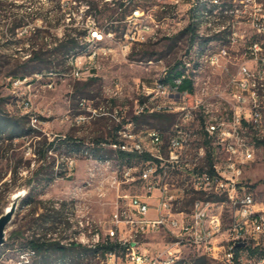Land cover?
<instances>
[{"label": "built area", "instance_id": "2783aa9c", "mask_svg": "<svg viewBox=\"0 0 264 264\" xmlns=\"http://www.w3.org/2000/svg\"><path fill=\"white\" fill-rule=\"evenodd\" d=\"M102 1L112 7H118L122 2L124 8L135 2ZM169 1L173 3V0ZM238 1L237 6L223 0L214 3V6H221V13L213 14L211 20L210 34L224 36L225 42L216 51H211L208 66L225 64L234 67L222 92H216L207 84L194 86L190 49L185 50L171 66L163 65L159 72L182 69L183 64H190L191 72H183V77L173 81L154 80L150 85L142 83L141 86L138 83V97L132 109L129 105L95 108L85 100L80 102V109L87 113L74 116L78 125L94 117L109 118L114 122L115 141L101 145L114 146L121 159V153L125 155L124 159H141L140 166H124L121 181L113 177L112 183L131 185L136 181L142 182L143 193L118 196L121 204L112 215L105 239L99 231L89 236V219L84 214L75 216V221H68L66 211L67 224L49 233L47 240H40V235L31 240L62 244L65 249L115 245L113 251L97 257L100 264H165V261L183 264L181 255L184 248H194L199 255L215 260L204 264H235L236 261L239 264H264V204L259 206L242 185L246 169L255 162L258 143L264 141V6L258 0ZM194 3L195 0H191L186 4V9L192 13L187 26L194 22ZM219 16L228 18V21L221 23ZM232 16L233 20L230 19ZM61 17L59 29L79 32V35H72L78 45L87 44L91 38L109 40L108 48L90 56L92 62L109 58L116 51L126 59L130 41H137L140 45L150 39L145 22L156 21L166 38H170L171 26H174L169 24L168 18L157 20L152 9L133 6L122 20L110 22V25L124 24L120 35H127V42L110 44V37H116V32L97 21L88 0L63 2ZM9 26L13 27L12 24ZM31 28L32 24H20L16 30L27 32ZM254 35H262V42H254ZM240 48L242 53L233 56L232 51L239 52ZM99 71L85 70L79 63V57H71L68 68L63 71H47L34 76L37 81L47 78L46 86L53 88L55 77L85 81L97 78ZM30 78H13V81L17 83L18 79H25L28 82ZM186 83H190L191 90L184 88ZM121 89L117 84L115 90ZM31 110L32 101L26 106V111L34 116L33 126H36L38 117ZM130 110L132 118L127 117ZM155 115L172 119L168 131L155 128L136 131L134 119ZM234 143H241V151H234ZM89 162L92 167L88 175L91 178V171L100 169L102 165L93 156ZM75 163L76 159L69 156L67 176L72 175ZM179 180L186 181L191 193L189 210L177 206L182 199L178 194ZM224 206L231 208L228 227L224 224ZM52 207L59 211L60 204L55 202ZM74 229H81L85 242L77 241ZM159 233L168 238L162 251L142 247L146 244L142 241L144 238ZM219 239V243H224L223 259L226 262H218L221 259ZM251 250L256 253L251 254ZM35 254H38L36 250ZM88 260L87 257L81 263L87 264Z\"/></svg>", "mask_w": 264, "mask_h": 264}, {"label": "rangeland", "instance_id": "374dc122", "mask_svg": "<svg viewBox=\"0 0 264 264\" xmlns=\"http://www.w3.org/2000/svg\"><path fill=\"white\" fill-rule=\"evenodd\" d=\"M67 1L0 0L1 109L8 116L24 117L26 127L31 129L30 134L14 139H7L6 134L0 136V215L11 205L14 195L23 194L6 228V241L0 248V264H76L71 257L59 258L56 253H50L47 259L38 254L34 255L31 253L34 249L29 247V241L35 238V235H40V240H46L49 233L67 224L66 211L74 220L75 216L84 214L89 219V236L92 232L99 231L105 239L112 215L117 205L121 204L118 196L125 193H143V183L139 181L131 185L112 183L113 177L121 181V170H124V166H140L141 159H121L113 147L98 144L114 135V122L109 118L94 117L89 122L78 125L74 116L87 113L86 110L80 109L82 100L95 108L129 105L132 109L134 100L138 97V83L140 86L142 83L152 84L160 76V68L177 62L185 50L191 49L192 56L207 48L216 51L219 45L225 42L224 36L210 34L212 27H206L203 19L193 23L200 25L203 34H210V37L195 33V41L190 42L188 33L184 31L189 20H192V13L186 9L190 0H182L179 6L171 5L169 0H135L125 8L122 2H119L118 7H112L102 0H88L95 10L97 21L116 32L114 42L121 36L124 24L110 25V22L122 20L133 6L144 10L152 9L157 20L168 18L169 24L174 25L171 26L170 38L162 36V29H157L153 38L134 46L126 59L116 51L109 58L100 60L97 78L78 81L55 77L54 87L48 88L47 78L37 81L34 75L53 70L63 71L68 68V58L84 47V44L78 45L69 51L71 44L67 42L65 35L78 32L59 29L62 24L63 2ZM223 1L230 2L233 6L239 4L238 0ZM258 1L264 6V0ZM219 2L221 0L197 3L194 9L195 17L203 6H209L214 14H220L221 6H214V3ZM219 17L221 23L228 21V18ZM233 18L232 16L230 19ZM179 22L181 24H177ZM10 24L13 27H10ZM20 24H32V28L27 32L16 30L15 26ZM256 37L258 35H254V38ZM242 50L240 48L239 52L232 51V55H240ZM36 51L40 53L39 58L28 61ZM208 65L204 63L201 70L193 75L197 78L196 86L207 84L220 93L234 67L225 64L216 67ZM25 76L31 77L28 82H25V79H18L17 83L13 81V78ZM117 84L122 87L121 91L115 90ZM184 88L191 90V85ZM31 101V112L38 117L36 126H33L34 116L26 111V106L31 104ZM127 117L132 118L131 110ZM134 123L136 131L155 128L166 132L171 126L167 120L161 121L151 116L134 119ZM64 136L70 138L72 147L63 139ZM75 141L82 142L81 148H76ZM50 143L53 145L49 146ZM43 153L44 157L41 156ZM100 155L109 157H95ZM69 156L76 159L71 176L66 174ZM90 156L102 165L100 169H94L96 174L93 178L88 175V170L92 167ZM242 185L252 194L259 206L264 204V141L258 145L255 162L246 169ZM177 186L180 188L178 194L182 196L181 204L177 206L189 210L192 197L186 181L179 180ZM55 202L60 204L59 211L52 208ZM230 210L229 206L223 207L225 227L231 224ZM142 241L146 243L143 248L162 251L168 238L164 233H159ZM219 242L220 239L217 244L221 250V259L218 262H226L223 259L224 243ZM89 251L95 250H88L86 258ZM97 257H102L100 251L91 256L87 263L100 264V258ZM181 257L184 262L199 264L215 261L199 255L194 248H184ZM81 260L82 258L79 262Z\"/></svg>", "mask_w": 264, "mask_h": 264}, {"label": "bare ground", "instance_id": "6f19581e", "mask_svg": "<svg viewBox=\"0 0 264 264\" xmlns=\"http://www.w3.org/2000/svg\"><path fill=\"white\" fill-rule=\"evenodd\" d=\"M191 1V0H190ZM182 2V0H173V3L171 5L179 6V4ZM204 3L206 0H195L194 3V9L196 7L197 3ZM61 10V9H60ZM199 13L196 14V17L194 18V21H198L199 19H203L205 22L206 27H212V18L214 11L210 9L209 6L202 8V10H198ZM40 20V19H38ZM194 25V24H193ZM196 26L195 33L203 36L202 30L199 28L200 25ZM145 29L149 31L150 33V38H153L158 29V25L156 21H148L145 22ZM204 36L210 37V34H205ZM114 37H110V44H113ZM118 42H127V35H121L115 42L114 44H118ZM254 42H262V35H258V37L254 38ZM137 45V41H130L127 45V55L130 54L134 46ZM83 46V45H82ZM109 47V40L108 39H100V38H91L88 40L87 44H84V47H82L78 52L72 54L68 60L71 59V57H79V63H81V66L85 70H99L100 69V60H90L91 55H98L100 53V50L103 48H108ZM77 50V49H76ZM211 51L209 48L202 50L198 54L196 52L194 55L191 56L193 58V67H192V80L194 82V86H196L195 79L196 76H193L197 74L201 68L202 65L209 64L211 62ZM68 60L66 61L67 66H68ZM182 70L183 72H191V65L190 64H183L182 65ZM183 77V73L180 75H169V70H167L164 73H161L160 76L156 80H165V81H173L174 79H179ZM76 120H78L76 118ZM114 148V146H111ZM234 151H241V143H234ZM128 167H136V165L133 166H128ZM94 170L91 171V178L95 176ZM89 183V182H88ZM67 219L68 221H75L73 216L67 212ZM74 236H77V241L78 242H85V234H81V229H74ZM47 240V239H46ZM58 246L63 247L64 245L58 244ZM98 247H91L88 249H79L81 251L80 253V258L85 259L86 258V252L88 250H97ZM32 254L35 255V250L31 252ZM39 257V256H38ZM62 261V260H61ZM29 264V263H25ZM60 264H68V262H60ZM165 264H173V261H165ZM183 264H193V262H184Z\"/></svg>", "mask_w": 264, "mask_h": 264}, {"label": "trees", "instance_id": "16d2710c", "mask_svg": "<svg viewBox=\"0 0 264 264\" xmlns=\"http://www.w3.org/2000/svg\"><path fill=\"white\" fill-rule=\"evenodd\" d=\"M195 25H196L195 23L191 22L187 26V28L185 29V32L189 33L191 35L190 40L192 43L195 41V38H196V34H195L196 26ZM16 27L17 26H15V28ZM78 34H80V33L78 32L77 35ZM65 38H66L67 42H69L71 44V49L69 51L74 50L76 47H78V41L75 39L74 36H72L71 34H68V35H65ZM39 54L40 53H38L37 51L34 52L32 58H30L28 61H33L35 59H38ZM181 73H182V69H180V68L169 69V75H176L177 76V75H180ZM187 86H190V83H186L184 85V87H187ZM152 117L156 118L157 120H161V121L167 120L169 124L172 122L171 118L164 117L161 115H155ZM136 120H137V118H136ZM30 131H31V129L26 127V123L24 122V117L18 118V117H12V116H8V115L4 114L2 109H1V102H0V136L3 134H6L7 139H14L16 137H21V136H25L26 134H30ZM65 140H67L69 145H71V147H72L73 143L70 141V138L66 137ZM113 141H115L114 135L107 138L104 142H98V144H100V143L110 144ZM75 142L77 143L76 148L77 149L81 148L82 142H80V141H75ZM261 143H263V142H259L258 145H260ZM52 145H53V143L49 144V146H52ZM44 155H45V153H43L41 156L44 157ZM124 156L125 155L121 153V157L124 158ZM95 157L98 159H107L109 156L100 155L98 157L97 156H95ZM45 221H47V220L45 219ZM29 247L36 250V252L38 253L39 256H44L45 257L44 259H47L48 255L50 253H56V254H58L59 258L71 257L72 261H76L75 262L76 264H83V263L79 262L81 251L79 249H76L75 247H73L71 249H65L63 247L58 246V244L53 243V242L39 243L37 240H30L29 241ZM114 249H115V245H113V244H103L102 246L98 247L97 250L89 251L87 257L89 259L91 256H95L96 253L99 251H100L101 255H104L106 252L113 251ZM250 253L255 254L256 251L251 250ZM236 258H237V254H236ZM201 259H204V258L201 257ZM235 264H239V263H237V261H236Z\"/></svg>", "mask_w": 264, "mask_h": 264}, {"label": "water", "instance_id": "95a60500", "mask_svg": "<svg viewBox=\"0 0 264 264\" xmlns=\"http://www.w3.org/2000/svg\"><path fill=\"white\" fill-rule=\"evenodd\" d=\"M23 196L22 193H18L13 196L11 205L0 215V248L6 241V228L11 222L12 216L15 212L18 200Z\"/></svg>", "mask_w": 264, "mask_h": 264}]
</instances>
